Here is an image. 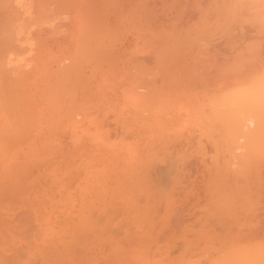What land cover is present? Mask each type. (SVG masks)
<instances>
[{"label":"rangeland","instance_id":"obj_1","mask_svg":"<svg viewBox=\"0 0 264 264\" xmlns=\"http://www.w3.org/2000/svg\"><path fill=\"white\" fill-rule=\"evenodd\" d=\"M39 12V62L0 75V264H229L264 246V0Z\"/></svg>","mask_w":264,"mask_h":264},{"label":"crops","instance_id":"obj_2","mask_svg":"<svg viewBox=\"0 0 264 264\" xmlns=\"http://www.w3.org/2000/svg\"><path fill=\"white\" fill-rule=\"evenodd\" d=\"M43 2L44 0H0V75L16 71L23 76L25 52L34 54V63L39 62V11Z\"/></svg>","mask_w":264,"mask_h":264},{"label":"bare ground","instance_id":"obj_3","mask_svg":"<svg viewBox=\"0 0 264 264\" xmlns=\"http://www.w3.org/2000/svg\"><path fill=\"white\" fill-rule=\"evenodd\" d=\"M261 11H262V10H261ZM262 86H264V78H263V85H262ZM262 88H263V87H261L260 89L262 90ZM261 90L259 91V92H260V95L258 94V92H257V94L260 96V99L262 100L263 96H261V95H264V94H263V93H264V91H263L264 89H263L262 91H261ZM261 93H262V94H261ZM263 99H264V98H263ZM262 102H263V103H262ZM261 104H262V105H261ZM263 105H264V100L260 101V105H259V106L262 107ZM261 107H259V110H260ZM263 107H264V106H263ZM257 109H258V108H257ZM262 109H263V108H262ZM261 111H262V110H261ZM258 115H259V114H258ZM260 115H261V114H260ZM262 115L264 116V114H262ZM262 123H263V121H261V124L259 123V124H260L259 126L262 127ZM263 127H264V124H263ZM257 128H258V127H257ZM259 129H260V128H259ZM259 129H258V131H257L258 133H259ZM256 130H257V129H256ZM260 130H261V129H260ZM262 130H263V131H261V132L263 133V132H264V128H263ZM257 135H258V134H257ZM257 135H256V136H257ZM263 135H264V133H263ZM260 136H261V135H260ZM256 138H258V137H256ZM263 141H264V140H263ZM261 143H262V141H261ZM261 143H260V145H262ZM263 143H264V142H263ZM254 145H255V143H254ZM221 146H222V145H221ZM222 147H223V146H222ZM249 148H250V147H248V149H249ZM256 148H259V147H256ZM219 149H221V148H219ZM250 149H251V148H250ZM253 150L255 151V148H254ZM253 150H252V153H254ZM249 151H250V150H249ZM247 152H248V151H247ZM247 152L245 153V155L247 154ZM258 152H259L260 155L264 153L263 151H262V152H263V153H262L260 150H258ZM220 153H221V152H220ZM257 154H258V153H257ZM254 155H256V151H255V154H254ZM258 156H259V155H258ZM258 158H259V157H258ZM258 158H256V160H258ZM261 158H262V157H261ZM261 162H262V161H261ZM263 163H264V162H263ZM263 163H262V165H263ZM263 166H264V165H263ZM260 168H261V167H260ZM263 168H264V167H263ZM219 169H220V168H219ZM220 170H221V169H220ZM224 170H225V169H224ZM227 170H228V169H227ZM227 170H225V171L227 172ZM259 170H260V169H259ZM262 170H263V169H262ZM227 173H228V172H227ZM218 175H219V174H218ZM262 176H263V175H262ZM216 177H217V176H216ZM257 178H258V177H257ZM260 178H261V177H260ZM215 179H216V178H215ZM220 179H221V178H220ZM210 181H211V180H210ZM213 181H214V180H213ZM223 181H224V180H223ZM262 181H263V180H262ZM211 182H212V181H211ZM211 182H209V183H211ZM255 182H256V181H255ZM218 183H219V182H218ZM206 184H207V183H206ZM211 184H212V183H211ZM203 185H204V184H203ZM226 185H227V184H226ZM227 187H228V186H227ZM227 187H226V188H227ZM242 187H243V186H242ZM207 188H208V187H207ZM224 188H225V187H224ZM252 188H253V187H252ZM247 189H248V186H247ZM260 189H262V188H260ZM252 190H253V189H252ZM247 191H250V190H247ZM255 192H256V191H255ZM253 193H254V192H253ZM224 194H225V196H222V199H224V198L226 197V195L228 196L227 192L224 193ZM250 194H251V193H250ZM220 195H222V194H220ZM215 196H216V195H215ZM223 197H224V198H223ZM220 198H221V197H220ZM222 199H220L221 202H224V201H225V203H226V201H227V203H228V200H225V199H224V201H223ZM227 199H228V198H227ZM216 201H217V200H216ZM247 201H248V200H247ZM247 201H246V202H247ZM227 203H226V204H227ZM233 203H234V202H233ZM253 203H254V202H253ZM238 204H239V203H238ZM226 206H227V205H226ZM223 208H224V207H223ZM178 209H179V208H178ZM206 213H207V212H206ZM257 240H258V239H257ZM262 240H263V239H262ZM259 242H260V241H259ZM248 243H249V242H248ZM250 243H251V242H250ZM255 243H256V242H255ZM243 245H244V244H243ZM254 245H255V244H254ZM255 246H256V245H255ZM258 246H259V247H257L258 249L255 248V249H252V250H256V251H257V250H259V251L261 250L260 253H259V251H258V253H257L256 251H254V252H256L257 254H261V255L258 256V255L255 254L254 252H252V253H254V255L258 256L259 258H261V256H262V258L259 259V258L256 257V256L254 257V255L250 252V253L253 255V257H252V258L250 257L249 259L258 258V259H256V260H257V261L260 260V262H261L262 260H264V259H263V257H264V255H263V254H264V246L262 245V242H261V246H263V247H261L260 245H258ZM249 247H251V246H248V248H249ZM260 247H261V248H260ZM227 248H228V247H227ZM251 248H252V247H251ZM259 248H260V249H259ZM262 249H263V250H262ZM222 250H223V248H222ZM242 250H243V251L246 250L248 253H245V255H244V252H241V254L243 253V255H240V257H239L240 260H237V259H236L237 257H236V256H233L232 258L235 257V259H233L235 262H234L233 260H232V261L230 260L231 262H229V264H231V263H233V262H234L233 264H236V263L238 264V262H240L239 264H243V263H244L243 260L245 261L244 264L247 263V261H248V260H247L248 257L251 256V255L249 254V251H252V250H248L247 247L244 248V249H242ZM242 250H241V251H242ZM213 251H214V250H213ZM216 251H217V250H216ZM246 251H245V252H246ZM218 252H219V251H218ZM225 252H228V249H227V251L225 250ZM239 252H240V251H239ZM262 252H263V253H262ZM219 254H220V252H219ZM222 254H223V253H222ZM238 254H239V253H238ZM246 255H249V256L246 258ZM219 256H221V254H220ZM222 256H223V255H222ZM222 256H221V257H222ZM224 256H225V255H224ZM227 256H228V255H226L225 257H227ZM237 256H239V255H237ZM243 256H244V257H243ZM242 257H243V258H242ZM218 258H219V257H218ZM241 258H242L243 260H242ZM245 258H246V259H245ZM223 260H224V259H223ZM225 260H226V259H225ZM227 260H228V259H227ZM236 260H237V262H236ZM241 260H242V262H241ZM213 261L215 262V260H213ZM253 261H254V259H253ZM257 261H255V263H257ZM216 262H217V261H216ZM220 262H221V259H220ZM260 262H259V263H260ZM255 263H254V264H255ZM259 263H257V264H259ZM222 264H223V261H222ZM224 264H225V261H224ZM248 264H253V263H252V262H248ZM260 264H264V261L261 262Z\"/></svg>","mask_w":264,"mask_h":264}]
</instances>
